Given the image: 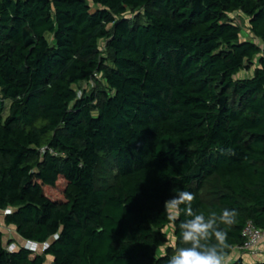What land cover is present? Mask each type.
Returning a JSON list of instances; mask_svg holds the SVG:
<instances>
[{"label":"trees","instance_id":"16d2710c","mask_svg":"<svg viewBox=\"0 0 264 264\" xmlns=\"http://www.w3.org/2000/svg\"><path fill=\"white\" fill-rule=\"evenodd\" d=\"M174 190L264 229V0H0V264H167Z\"/></svg>","mask_w":264,"mask_h":264},{"label":"clouds","instance_id":"9594fccd","mask_svg":"<svg viewBox=\"0 0 264 264\" xmlns=\"http://www.w3.org/2000/svg\"><path fill=\"white\" fill-rule=\"evenodd\" d=\"M174 195L165 201L164 210L169 221L174 224L179 220L182 246L168 258L167 264H226L223 248L227 233L218 228V223L232 224L237 216L236 210H224L209 216L197 214L192 209L194 194L185 190H174ZM190 217L180 220L181 214ZM215 237L216 245L208 241Z\"/></svg>","mask_w":264,"mask_h":264},{"label":"rangeland","instance_id":"374dc122","mask_svg":"<svg viewBox=\"0 0 264 264\" xmlns=\"http://www.w3.org/2000/svg\"><path fill=\"white\" fill-rule=\"evenodd\" d=\"M135 14L137 13L135 12ZM135 14L131 13L130 15L134 16ZM230 18L241 28V40L253 41L257 43L258 45L262 46V42H260L259 40H255L252 37V34L250 32L249 18L247 16H245L241 12H237V13L231 14ZM254 68L255 66L251 69V71H243L239 73L237 78H241V79L251 78L253 76ZM105 87H106V83L103 81L102 77L99 76L97 78V81H91L90 83H83L78 91H79V95H81L82 91H86V92H92L94 90L98 91L101 89H105ZM48 194L54 198L59 197L58 191L56 190H48ZM4 218H5V212L0 211V231L4 234L5 245L9 248V250H12V251L17 250L20 247L17 243H16L17 245L15 244V239H18L16 229L14 227H7L5 225ZM166 232L169 235L170 245H174L175 239H174V233H173L172 226L169 228H166ZM22 246L25 247L26 242ZM44 248L45 246L39 245L37 246L36 251L39 254H43ZM161 252L163 253L164 249H161ZM49 261H50V258H48V263Z\"/></svg>","mask_w":264,"mask_h":264},{"label":"built area","instance_id":"2783aa9c","mask_svg":"<svg viewBox=\"0 0 264 264\" xmlns=\"http://www.w3.org/2000/svg\"><path fill=\"white\" fill-rule=\"evenodd\" d=\"M243 237L245 240L244 244L240 247H237L236 250L244 251L247 253L257 252L264 244V229L257 228L252 222H249L243 231ZM37 246L39 245L28 241L26 242L25 248L37 252ZM44 246L45 248L48 247L47 244H45Z\"/></svg>","mask_w":264,"mask_h":264},{"label":"crops","instance_id":"0c3cea01","mask_svg":"<svg viewBox=\"0 0 264 264\" xmlns=\"http://www.w3.org/2000/svg\"><path fill=\"white\" fill-rule=\"evenodd\" d=\"M16 243L19 245V247H24L22 245L25 243V241L18 236V239H15V244ZM239 258L243 260L244 264H260V263L264 264V244L257 252L254 253H250V252L247 253L244 251H238L234 249L233 253L228 258H226V264H231ZM49 262L50 263L53 262V258H50Z\"/></svg>","mask_w":264,"mask_h":264},{"label":"water","instance_id":"95a60500","mask_svg":"<svg viewBox=\"0 0 264 264\" xmlns=\"http://www.w3.org/2000/svg\"><path fill=\"white\" fill-rule=\"evenodd\" d=\"M5 214H7V212Z\"/></svg>","mask_w":264,"mask_h":264}]
</instances>
